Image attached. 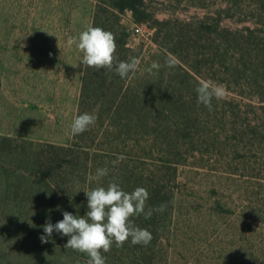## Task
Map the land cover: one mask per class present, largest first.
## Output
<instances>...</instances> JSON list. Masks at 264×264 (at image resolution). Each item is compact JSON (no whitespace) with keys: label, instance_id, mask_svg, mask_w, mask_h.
I'll use <instances>...</instances> for the list:
<instances>
[{"label":"rangeland","instance_id":"rangeland-1","mask_svg":"<svg viewBox=\"0 0 264 264\" xmlns=\"http://www.w3.org/2000/svg\"><path fill=\"white\" fill-rule=\"evenodd\" d=\"M96 2L0 0V139L72 145L84 66L82 52L67 41L92 24ZM136 6L144 22L128 9L120 14L140 61L122 90L140 111L126 105L123 116L149 124L130 139L122 135L117 152L86 174L62 179L51 204L46 185L23 169L12 174L10 159L0 157L2 169H10L0 170V264H87L86 254L64 247L66 236L53 232L42 243L43 225L62 220V211L84 215V190L110 181L129 192L146 188V210L161 204L166 210L132 217L151 232V242L113 244L102 252L106 264H264V0ZM169 56L174 67L166 64ZM153 61L161 67L149 72ZM202 80L224 89L211 111L197 100ZM88 109L97 117L89 127L95 143L109 120ZM104 167L107 176L88 180Z\"/></svg>","mask_w":264,"mask_h":264},{"label":"trees","instance_id":"trees-1","mask_svg":"<svg viewBox=\"0 0 264 264\" xmlns=\"http://www.w3.org/2000/svg\"><path fill=\"white\" fill-rule=\"evenodd\" d=\"M105 2L97 0L93 10L91 26L112 32L115 36L116 57L120 60H128L133 57L132 52H135V50L128 44V27L122 23L120 14L128 9L131 11L136 23L144 22L140 16L142 13L136 6L140 5L141 0H110L108 4ZM124 80L126 78H120L114 70L106 68L97 70L93 67L84 66L76 115L89 113V107L96 108L100 114L104 113L109 122L103 126L99 135L96 134L98 135L97 142L94 143V137L96 136L90 131V128L81 134L72 135L73 143L71 146L33 143L31 140H22L19 143L16 141L15 143L14 139L11 143V139L3 137L0 139V157L10 159L9 167L14 166L15 168L12 174H19V170L23 169L29 176L35 178L34 183L46 185L50 193L48 204H51V202H54V196H52L55 192L54 188L56 186L60 188V185L63 186V184H60L62 179L76 173L86 174L92 170V166L97 159L102 158L104 160L107 156L117 152L114 147L116 148L121 142L122 135L126 134L127 138L130 139L131 131V134L134 135L149 124V121L142 122L143 119H140V116L135 120L123 116L124 111H127L126 105L130 106L128 109L131 110L130 112L137 113L140 111V109H136L134 104H128L126 101L128 92L122 90ZM132 120L134 124H132ZM97 123L98 126L102 127L103 122ZM94 132H97V128ZM108 137L110 138L107 139ZM103 143L104 146L101 148L100 145ZM13 153H16L23 160H12ZM20 161H23L22 164H20ZM24 162L25 165H23ZM4 166L0 164V170L6 175L10 169H2ZM123 171V180L129 182L131 180L130 171L127 169Z\"/></svg>","mask_w":264,"mask_h":264},{"label":"clouds","instance_id":"clouds-1","mask_svg":"<svg viewBox=\"0 0 264 264\" xmlns=\"http://www.w3.org/2000/svg\"><path fill=\"white\" fill-rule=\"evenodd\" d=\"M67 43L69 46L75 44L82 52L81 65L97 70H114L122 79L134 73L140 63L136 57L118 59L115 55L114 34L100 27L89 25L78 37H69ZM166 64L174 67L175 59L169 56ZM160 67L157 61H153L147 71L158 70ZM196 93L198 102L211 111L212 100L222 98L224 89L222 85L202 80ZM96 119L95 114L88 112L76 115L70 124L71 134L78 135L87 131L95 124ZM118 159L122 160L124 157L119 156ZM108 174L107 167L97 168L95 175L90 174L88 180H100ZM84 193L87 200L86 213L77 215L62 211V220L55 224L50 220L45 222L40 240L47 243L53 232L68 237L64 247L86 254L87 264H106L102 252H109L113 244L122 247L130 240L132 245H148L152 240L151 232L135 225L132 217L144 215L145 218H150L154 212L163 213L166 210L164 204L155 208L148 207L146 210L149 193L144 187H136L129 192L123 190L119 183L110 181L106 187L97 185L84 190Z\"/></svg>","mask_w":264,"mask_h":264}]
</instances>
